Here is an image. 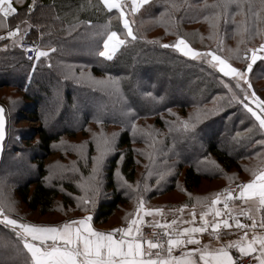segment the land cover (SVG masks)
<instances>
[{"label":"trees","instance_id":"16d2710c","mask_svg":"<svg viewBox=\"0 0 264 264\" xmlns=\"http://www.w3.org/2000/svg\"><path fill=\"white\" fill-rule=\"evenodd\" d=\"M175 2L178 8H172L169 0H149L141 6L132 16L135 23L131 27L137 38L128 37L111 59L99 55L109 18L111 30L120 38L125 39L126 30L118 11L109 12L100 0H35L31 12L28 6L33 0L14 2L18 11L7 24L12 28L20 24L25 37L37 40L44 51H55L34 62L27 61L19 43L14 44L11 38L0 40V90L10 88L21 93L12 97L11 92L0 91V104L8 120L0 165V198L14 202L13 218L25 222L24 210L47 217L63 211L76 216L85 213L76 199L85 196L80 185L86 179L94 184L88 166L96 151L93 133L101 131L109 136L115 133V140L114 150L105 157L104 189L99 187L87 196L92 200L89 207L94 224H125L124 217L134 212L138 195L147 208L201 204L196 197L216 193L230 177L234 176L230 180L233 182L253 178L246 169L254 161L264 163V130L239 102L244 100V93L236 87V81L203 58L186 57L163 45L173 44L179 34L198 51L219 48L218 55L230 57L229 63L245 70V50L264 43V33L257 34V29L264 30V19L254 15L259 0H252L251 11L245 9L244 14L233 5L230 12L235 15L222 17L215 29L204 19L215 11L203 7L205 0ZM245 19L249 31L246 42L239 44L241 58H237V53L228 50L237 48L241 39L237 28ZM1 34H6V29H0ZM109 77L118 80L119 91L93 83V79ZM248 77L252 88L264 97L259 92L264 90V59L253 64ZM234 95L238 99H233ZM80 106H84V112L78 111ZM22 111L38 123L35 130L17 126ZM70 113L72 121L68 119ZM190 115L189 123L195 127L184 131L181 122L189 120ZM54 121L60 125L53 128ZM95 128L99 129L92 131L86 145L87 166L76 153L73 165H46L48 156L67 152L71 139ZM63 138L70 142L60 144ZM132 144L146 149L137 151ZM56 145L61 148L56 150ZM142 155L153 161L146 169L150 187L153 178L159 179L162 174L166 179L156 181L150 192H131L126 185L121 186L119 178L132 184L137 178V158ZM22 159L33 175L17 180L12 170ZM73 171L85 179L78 180V186L72 182ZM144 172L140 178H144ZM56 175L61 177L47 178ZM0 245L4 247L0 248V264H25L26 250L14 231L2 223Z\"/></svg>","mask_w":264,"mask_h":264},{"label":"snow or ice","instance_id":"6c2138e0","mask_svg":"<svg viewBox=\"0 0 264 264\" xmlns=\"http://www.w3.org/2000/svg\"><path fill=\"white\" fill-rule=\"evenodd\" d=\"M15 3H23V0H0V29H6V36L0 35V40L11 38L13 43H20L24 39L25 32L22 31L20 24L15 28L7 24L9 17L17 14ZM101 4L109 11L117 10L119 19L122 21L123 29H126L125 39H121L117 31L111 30V17L105 26L103 36L104 50L99 52L101 57L111 59L116 51L126 44L127 38L135 40L132 24L135 20H129L128 15L135 16L141 6L149 3V0H100ZM172 8H178L180 5L175 0H169ZM235 6L237 12L244 14L245 9L251 11L253 4L252 0H213L212 4H208L205 0L203 7L212 8L215 11L210 16H205L211 28L217 27L220 19L227 15H235L230 9ZM35 6V0L28 6V11L31 12ZM257 19H264V0H259V8L254 13ZM26 23V22H24ZM91 23V22H89ZM246 19L238 25L237 32L241 36L238 41V46L235 50L228 51L237 53L239 57V44L245 43L248 34ZM264 33V30L257 29V34ZM211 38V35H210ZM5 48L7 45L4 46ZM163 47H171L179 50L184 56L193 59L203 58L213 68L219 70L225 77H231L236 81V87L243 93L245 99L248 98V89L252 88L248 82V71L252 69L253 64L264 59V56L258 53H264V43H261L258 48L246 49L243 59L247 62V69L233 67L229 63L230 57L218 55L216 50L206 52L198 51L192 48L187 40L177 34V39L173 44H166ZM35 53V59L47 57L49 52L55 51L49 48L48 51L40 50L33 47L30 49ZM247 52H251L250 58ZM210 57V59H209ZM33 59V57H29ZM242 82L247 84V88L242 87ZM93 83L110 87L114 91H119V82L111 77L104 80H95ZM227 86V85H226ZM253 102L256 103L257 109L253 110L244 100H239L241 104L252 114L259 122L260 128L264 129V100H260L255 92L251 93ZM233 99H238L235 95ZM4 108L0 106V141L5 137V115ZM198 118V117H197ZM179 119V118H178ZM192 119L182 121L184 131L194 128L195 125L189 123ZM100 122L99 120L97 121ZM132 127L135 129L136 125ZM150 134V133H149ZM114 136L103 133H93V138L96 143L97 155L92 157L93 175L90 180L95 178V174L99 173L105 157L114 150ZM87 142L73 146L78 153H83ZM75 163V162H73ZM147 167V166H146ZM251 172L252 179L246 183H241L237 186L238 198L244 204H257V210H264V163L258 167L246 169ZM161 174V179H162ZM230 177L229 179H233ZM123 179V178H121ZM124 184L130 189L133 187L124 180ZM85 196L78 197V206H86L92 203V200L87 198L88 193H95L98 189L94 184L81 185ZM137 192L140 191L139 182L135 186ZM191 196V194H189ZM237 199V196L232 191L224 189L220 192L211 193L209 196L196 197L198 203L203 205L199 212V226H191L196 218L195 205L191 210L192 219L179 221L174 219L171 222L164 223L155 222L157 227L165 229V240H157L145 238L142 234V223L145 216L163 215L162 208H145V202L142 196H137L136 207L133 213H126L124 219L126 227L113 228L108 231L95 229L90 223L92 217L84 216L76 220L66 221L63 225H41L21 222L20 219L13 218L11 213L15 212L14 202L6 198H0V223L10 227L18 239V243L22 245V249L26 250L27 259L25 264H243L241 257H251L253 264H264V233L255 231L257 226L264 228V216L257 221L249 211H240V215H245L252 220L251 224L242 223L237 215L234 214V209L230 204ZM206 202V203H205ZM223 204V208L217 207L218 204ZM187 205H181L180 212L187 208ZM206 208V210H204ZM211 217V218H209ZM231 221V222H230ZM178 224H187L189 226L178 227ZM243 230V234L235 240L220 242L218 246L213 247L210 243L202 244L197 238V234L208 232L217 241H220V236L223 230H230L233 227ZM210 230V231H209ZM251 235L249 236V233ZM159 235V234H158ZM49 241L51 243H49ZM193 244L197 247L186 248V245ZM175 248H181V255H173ZM156 249V251H153ZM232 249L238 253L234 257Z\"/></svg>","mask_w":264,"mask_h":264},{"label":"rangeland","instance_id":"374dc122","mask_svg":"<svg viewBox=\"0 0 264 264\" xmlns=\"http://www.w3.org/2000/svg\"><path fill=\"white\" fill-rule=\"evenodd\" d=\"M130 2H131V0H128V3L130 4ZM127 18L131 21L132 20V16L131 15H128L127 16ZM126 30V29H125ZM127 31V30H126ZM24 38H28V37H25L24 36ZM33 39V38H32ZM122 39V38H121ZM33 40H35V39H33ZM36 42L38 43V46H39V49L40 50H42L41 49V47H40V44H39V42L36 40ZM252 48H258V46H250L249 47V49H252ZM103 50H104V47H103ZM248 54L251 56V52H248ZM258 55H262V56H264V53H258ZM244 56H245V54H244ZM250 56H249V58H250ZM209 59H210V57H209ZM36 61V60H35ZM233 65V64H232ZM233 67H236L237 68V66H234L233 65ZM238 67H240V66H238ZM244 70V69H243ZM242 70V71H243ZM246 70V69H245ZM249 72V71H248ZM230 79H232L231 77H229ZM248 79H249V77H248ZM248 82H249V80H248ZM141 83H145V81H141ZM250 83V82H249ZM259 85H262V83H258ZM183 85H185V84H183ZM242 86L244 87V88H247V84L246 83H243L242 82ZM175 89V88H174ZM12 90L13 89H10V88H8V89H6V88H4V89H2V90H0V91H2L3 93L4 92H11L10 94L12 95V97L13 96H15V95H17V94H21L19 91H16V92H14V90H13V93H12ZM255 92V94H256V96L257 97H259L260 98V100H264V97H262V96H259V94L253 89V88H251V89H248V98L247 99H245V97H244V102L245 103H247L248 104V106L250 107V108H252L253 110H256L257 112H259V109H257V107H256V103H254L253 102V98L251 97V93L252 92ZM177 92V89H175V91H173V93L175 94ZM259 92H260V94H263L264 95V90H259ZM44 102H46V103H48L47 101H45L44 100ZM83 104V102L81 103V105ZM83 107L84 106H80V108L78 109V111H83L84 109H83ZM85 111V110H84ZM83 111V112H84ZM22 113H23V111H22ZM73 113V112H72ZM24 115H21V117L19 118L20 120L16 123L17 124V126H21V127H25V128H28L29 130H35L39 125H38V123L37 122H35V121H33V119H31V118H26V115H25V113H23ZM69 117H68V119L70 120V121H72V118H73V114H69L68 115ZM255 118V117H254ZM69 120H67V121H69ZM151 121H146V124H148V123H150ZM64 123H66L65 121H62L61 122V124H64ZM52 125L51 126H53V128L54 127H57V126H59L60 124H58L56 121H54V122H52L51 123ZM99 128H95V129H93V130H90L89 129V131L86 133V135L85 136H80V135H78V136H76L74 139H71V140H73L72 142H71V146H72V148H71V146H67V152H64V153H62L61 151L60 152H55L54 154H52L51 156H48L46 159H45V163H46V165L49 167V168H51V166L50 165H52V166H54L57 162H62V163H64V164H66V163H69L70 162V164L71 165H73V160L74 159H72L73 158V156L75 155V153L79 156V158H81V160H82V165H88L87 164V160H86V157H87V154H86V147H85V149H84V152L81 154V153H78V151L73 147V146H75V145H80L81 143H83V142H87V144H88V142H89V138L91 137V133H92V131H94V130H98ZM264 130V129H263ZM16 138L17 139H19V137L18 136H16ZM64 139H67V138H63V139H61L60 140V144H63L62 142H67L68 140H64ZM115 140V139H114ZM68 142H70V139H69V141ZM92 142H93V140H92ZM86 144V145H87ZM94 144H95V147H96V143H95V141H94ZM56 147V150H58V148H61L60 147V145H56L55 146ZM132 147L135 149V150H137V151H141L142 149L143 150H145L146 149V147L144 146V145H137V144H132ZM93 149H94V147H93ZM96 149V148H95ZM59 150H62V149H59ZM63 150H65V149H63ZM73 150V152H71ZM142 152V151H141ZM94 156H96L97 155V151H95L94 150ZM145 157V158H144ZM143 157V155L142 156H138V158H137V161H138V167H137V175H136V177L137 178H135V181L132 183V184H130V185H132L133 187L130 189L127 185V189L129 190V191H131V192H137L136 190H135V186H136V184H137V182H139V183H141L139 186H140V191L139 192H150L151 191V188H155L154 186L157 184L156 183V181L157 182H162V181H164L166 178H153V180H154V183L152 184V187H150V185L147 183V181H148V175L146 174V169H147V163L150 165L153 161H152V159H151V161L152 162H150V160L148 161V158H146V156H144ZM152 158H153V156H152ZM106 159V158H105ZM105 159H104V162H103V165H102V167H101V169H100V171H99V173H97V174H95V178L93 179V180H90V181H93L94 182V185H95V187H97V189H99V187H100V189L101 190H103L104 189V182H105V174H104V169H105V167H104V164H105ZM255 162V161H254ZM254 162H252V163H250L249 165H250V169L251 168H255V166L256 165H259L260 163H258V162H256V163H254ZM50 164V165H49ZM15 166H16V169H14V170H12V177L13 178H16L17 180H21L22 178H24L25 176H27V175H33V171L31 170H29L28 168H27V166H26V164L23 162V159L21 160V161H17L16 163H15ZM88 168L89 169H91V171H90V173L92 172V168H93V162H91V164L88 166ZM145 171V172H144ZM69 172L70 171H68L67 172V174H69ZM144 172V175H143V177L144 178H140L141 177V175H142V173ZM89 173V174H90ZM72 174L75 176V181H72L73 183H74V185L78 182V180H81V181H84L85 179H83V178H80V176H79V178L77 177V175L75 174V172L73 171L72 172ZM88 174V175H89ZM88 175H87V178H88ZM93 175V173L91 174V176ZM90 176V175H89ZM116 176H118V174L116 173ZM59 177H61V176H52V177H47V178H50V179H52V178H59ZM77 177V178H76ZM85 178V177H84ZM118 178V177H117ZM120 179V183H121V186H125V184H124V180L123 179H121V178H119ZM158 179V180H157ZM164 179V180H163ZM168 181H169V178H168ZM241 181V180H240ZM237 182V181H236ZM175 183V182H174ZM232 183H234L233 181H227L223 186H225V185H228V184H232ZM88 183H87V179H86V181L83 183V185H87ZM204 184V183H203ZM203 184H201L202 186H203ZM78 185H80V183H78V184H76V186H78ZM215 187V186H214ZM80 188H81V185H80ZM14 188H12V190H13ZM77 200V199H76ZM90 205L88 204V205H86V206H82L83 208L82 209H84L85 210V212L87 213H90V214H92L93 215V210H92V208H90L89 207ZM87 207V209H85V208ZM24 213L25 214H27L26 215V218H25V223H32V224H39V223H41V222H44V223H48L47 221H53V220H55V221H57V220H61V219H66V218H69V217H73V216H76V214L75 213H71V211H63V212H61V213H59V214H50L51 216L50 217H47V214L46 215H44V216H41V215H38L37 213H29L28 211H26V210H24ZM108 225V224H107ZM105 226H106V224H105ZM229 234V233H228ZM228 234L226 235V237H228ZM227 241V240H226ZM3 246H1L0 245V248L2 249V250H4V247L2 248Z\"/></svg>","mask_w":264,"mask_h":264},{"label":"crops","instance_id":"0c3cea01","mask_svg":"<svg viewBox=\"0 0 264 264\" xmlns=\"http://www.w3.org/2000/svg\"><path fill=\"white\" fill-rule=\"evenodd\" d=\"M1 35H6V34H1ZM239 181H237V182H239ZM241 181L246 183L249 180L248 179H241ZM219 191L220 190H218L217 192H219ZM194 205H195V211H196L197 215H196L195 220L192 222L191 226H199V212L201 211L203 205L202 204H192V205H187L188 207L183 210L182 214L180 212L181 206H179V207H159V208H162L163 215H156L155 218H153L152 216H145L144 221L142 223V228H144L146 225H151V224L156 225L154 223V219H155V222H159L161 224L164 223L165 221L171 222L174 219H176L178 221L180 219H183L184 221H189L192 219L191 210H192ZM217 207L223 208L221 204H218ZM145 208H147V207L145 206ZM232 208L234 209V214H236V215H240L239 213L241 210L249 211L250 215H252L257 221H260L262 216H264V210L258 211L257 210V204H251V203L250 204H244L240 201L238 203L233 204ZM204 210H206V208ZM84 216H91L92 217V214L85 212L81 215L69 217L66 219L64 218V219L57 220V221H55V220L51 221L50 220V221H47L48 223L41 222L39 224H41V225H63L66 221L76 220V219L82 218ZM209 218H211V217H209ZM251 222H252V220H251ZM90 223L92 224V226L95 229L102 230V231H108V230L113 229V228H120V227H126L127 226L126 223L120 224V222L119 223H112V224H108V225L106 224V226H105V224H94L93 219H91ZM185 226H189V225L178 224V227H185ZM206 233L197 234V238L199 240L204 241L205 243H210L213 247L218 246V244L216 242L211 241L208 237H206ZM240 235H242V234H239L236 232H230V234H228V237H226V240L227 241L235 240ZM227 241H225V242H227ZM49 243H51V242L49 241ZM189 245L191 246L190 248L195 246L193 244H189ZM249 264H253V261H251Z\"/></svg>","mask_w":264,"mask_h":264},{"label":"built area","instance_id":"2783aa9c","mask_svg":"<svg viewBox=\"0 0 264 264\" xmlns=\"http://www.w3.org/2000/svg\"><path fill=\"white\" fill-rule=\"evenodd\" d=\"M20 47L23 49L24 52V57L27 61H34L35 60V53L33 51H31L30 49H32L33 47L39 48L38 43L30 38H24L21 42H20ZM29 57H33V59H29ZM241 183H244L243 181L240 182H236V183H232V184H228L225 185L220 191L224 190V189H228L229 191H232L234 195L237 196V199L232 202L230 204V207L233 206V204L240 202L239 198H238V189L237 186ZM219 191V192H220ZM222 207L223 204L221 203ZM236 215V214H235ZM237 218L245 224H251V219H248L247 216L245 215H237ZM231 222V221H230ZM256 232L258 233H264V228H260L259 226H257V228L255 229ZM165 229L161 228V227H157L156 225H146L144 228H142V234L145 238L148 239H152L154 242H156L157 240H165L167 239V237L164 235ZM230 232H236L239 234H243V230L236 228L235 226L230 229V230H223L222 234L220 236V241H217L213 236L209 235V233H206V237H208L211 241L216 242L217 244H219L220 242H225L226 241V235ZM159 234V235H158ZM251 235V232L249 233V236ZM202 244H204L205 242L200 240ZM190 245H186V248H190ZM194 247H197V245H195ZM153 251H156V249H154ZM182 249L181 248H175L173 250V255L179 256L181 255ZM233 255L234 257L238 256V253L236 252L235 249H232ZM243 261V264H249L252 261L251 257H241L240 258Z\"/></svg>","mask_w":264,"mask_h":264},{"label":"water","instance_id":"95a60500","mask_svg":"<svg viewBox=\"0 0 264 264\" xmlns=\"http://www.w3.org/2000/svg\"><path fill=\"white\" fill-rule=\"evenodd\" d=\"M0 106H3L2 104H0ZM4 108V106H3ZM5 112H4V115H5V137L3 139V141H0V165H1V162H2V158H3V152H4V144H5V141L7 139V125H8V120H7V115H6V109L4 108Z\"/></svg>","mask_w":264,"mask_h":264}]
</instances>
